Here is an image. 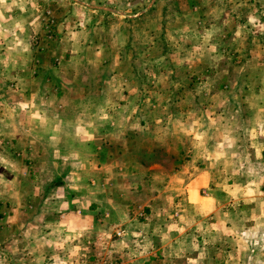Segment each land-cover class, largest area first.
I'll return each instance as SVG.
<instances>
[{
  "label": "crops",
  "instance_id": "crops-1",
  "mask_svg": "<svg viewBox=\"0 0 264 264\" xmlns=\"http://www.w3.org/2000/svg\"><path fill=\"white\" fill-rule=\"evenodd\" d=\"M68 1L0 0V264L124 258L134 239L146 261L206 264L264 234V92L211 89L206 106L181 87L159 103L121 51L85 55L92 26L71 13L138 23L157 0Z\"/></svg>",
  "mask_w": 264,
  "mask_h": 264
},
{
  "label": "rangeland",
  "instance_id": "rangeland-1",
  "mask_svg": "<svg viewBox=\"0 0 264 264\" xmlns=\"http://www.w3.org/2000/svg\"><path fill=\"white\" fill-rule=\"evenodd\" d=\"M64 4L68 8L70 2ZM116 4L128 12L146 6L148 0H119L113 7ZM72 6L71 13L75 10L92 26L82 40L85 55H94L96 43L103 42L108 43L109 56L116 57L118 51L120 56L121 51L123 68L133 71L142 85L147 81L145 88L159 103L181 87L201 92L199 104L207 101L206 106L215 104L205 94L211 89L264 92V0H157L154 12L138 23L107 12L92 13L81 4ZM187 12L189 17H184ZM248 100L242 96V104L248 105ZM157 113L160 119L167 115L165 110ZM177 143L173 138L172 147ZM243 237L232 243L235 253L224 250L215 255L219 250L214 249L206 264H264V234ZM137 250L134 239L124 258L120 250L105 246L94 247L85 260L84 255L77 259L79 264H171L177 259L161 256L150 262Z\"/></svg>",
  "mask_w": 264,
  "mask_h": 264
},
{
  "label": "built area",
  "instance_id": "built-area-1",
  "mask_svg": "<svg viewBox=\"0 0 264 264\" xmlns=\"http://www.w3.org/2000/svg\"><path fill=\"white\" fill-rule=\"evenodd\" d=\"M117 237H122L124 235V231L116 232Z\"/></svg>",
  "mask_w": 264,
  "mask_h": 264
},
{
  "label": "trees",
  "instance_id": "trees-1",
  "mask_svg": "<svg viewBox=\"0 0 264 264\" xmlns=\"http://www.w3.org/2000/svg\"><path fill=\"white\" fill-rule=\"evenodd\" d=\"M221 87H222V85H221Z\"/></svg>",
  "mask_w": 264,
  "mask_h": 264
}]
</instances>
